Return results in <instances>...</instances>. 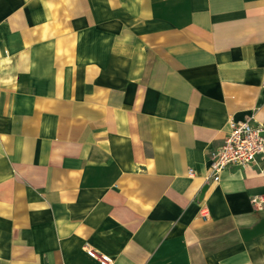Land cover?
Returning <instances> with one entry per match:
<instances>
[{"label": "crops", "instance_id": "0c3cea01", "mask_svg": "<svg viewBox=\"0 0 264 264\" xmlns=\"http://www.w3.org/2000/svg\"><path fill=\"white\" fill-rule=\"evenodd\" d=\"M246 118L264 0H0V264H264V159L205 181Z\"/></svg>", "mask_w": 264, "mask_h": 264}, {"label": "built area", "instance_id": "2783aa9c", "mask_svg": "<svg viewBox=\"0 0 264 264\" xmlns=\"http://www.w3.org/2000/svg\"><path fill=\"white\" fill-rule=\"evenodd\" d=\"M256 158L264 159V125L253 123L251 118L242 121H228L227 131L220 145L208 155L209 173L205 181L217 182L220 173L228 167L245 168ZM191 176V171L188 170ZM258 208H264V195L251 200ZM98 264H110L111 260L92 249L85 251Z\"/></svg>", "mask_w": 264, "mask_h": 264}, {"label": "water", "instance_id": "95a60500", "mask_svg": "<svg viewBox=\"0 0 264 264\" xmlns=\"http://www.w3.org/2000/svg\"><path fill=\"white\" fill-rule=\"evenodd\" d=\"M203 190H204V188H202L201 193H202Z\"/></svg>", "mask_w": 264, "mask_h": 264}]
</instances>
